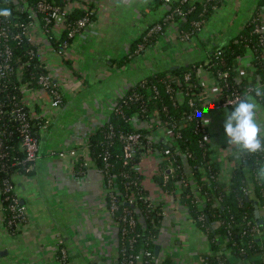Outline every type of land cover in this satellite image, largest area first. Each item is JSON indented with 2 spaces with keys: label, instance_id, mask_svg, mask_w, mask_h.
Segmentation results:
<instances>
[{
  "label": "crops",
  "instance_id": "obj_1",
  "mask_svg": "<svg viewBox=\"0 0 264 264\" xmlns=\"http://www.w3.org/2000/svg\"><path fill=\"white\" fill-rule=\"evenodd\" d=\"M257 1L224 0L199 34L187 42L175 39L178 26L173 23L165 31L169 41L158 38L139 56L121 65L133 43L167 13L168 6L153 0H66L65 7L71 12L89 6L94 17L64 57L54 54L46 34L41 35L42 60L63 100L59 109L51 110V99L43 90L24 91L23 102L30 116L51 113L50 123L40 132L34 173L12 177L14 192L28 214L21 233L10 235L6 231L0 198V264H56L60 241L71 264H118V228L109 216L103 178L81 148L132 85L157 69L205 59L215 45L233 36L249 20ZM63 31L64 27L58 26L51 35L58 39ZM251 58L248 54L238 61L240 72L247 73ZM198 76L205 90L203 106L208 111L204 119L209 121L205 124L211 158L220 166L221 182L227 183L237 167V152L227 144L224 133L228 111L214 110L216 86L206 72L200 71ZM258 119L264 122V109L259 105ZM136 127L148 130V123H136ZM171 140L162 129L151 135L153 143L164 147H171ZM73 149L77 150L76 157L68 154ZM50 151L66 154L49 156ZM161 160L157 149L141 160L147 193L165 203L167 210L158 238L159 257H169L174 264H205L204 258L210 254L206 235L194 225L178 199L161 197ZM82 162L83 169L78 166ZM185 174L196 192L189 167ZM258 215L264 217V208L258 210ZM261 240L264 242V237Z\"/></svg>",
  "mask_w": 264,
  "mask_h": 264
},
{
  "label": "trees",
  "instance_id": "obj_2",
  "mask_svg": "<svg viewBox=\"0 0 264 264\" xmlns=\"http://www.w3.org/2000/svg\"><path fill=\"white\" fill-rule=\"evenodd\" d=\"M50 1L61 8L66 2L65 0ZM223 1L197 0L192 7H189L181 4L179 0H173L168 12L178 9L186 13L183 17L176 16L174 19L178 32H193L194 36H197L199 31L194 29V24L200 23L202 27L205 26L222 6ZM37 2L38 0H0V10L10 11V15L6 18L23 22L29 20V9H34ZM17 5L24 8L22 13L15 11ZM261 7H264V0H258L249 20L242 23L233 36L215 45L205 59L177 67L157 69L144 76L115 103L107 121L88 136L86 147L89 158L103 178L108 211L111 197L116 200L117 209L111 216L113 222L128 214L136 224L133 232L126 236L121 235V229L126 224L117 226L118 264H144V252L155 254L162 223V217L159 215L161 205L151 210L140 199L148 193L143 185L142 175L134 170V166L140 163L139 158L135 157L124 164L122 150L125 138L131 133L140 134L143 141H150L152 149L161 152L158 185L162 192L178 199L180 204L185 206L194 225L206 235L210 254L204 258L205 264H264V242L261 240L264 237V217L256 219L254 215L256 206L257 210L264 208V183L257 179L256 174V169L263 165L264 151L254 154L239 153L240 161L237 167L231 173L228 182L222 183L220 166L211 158L207 128L196 127L203 118H196V113L203 110L200 98L202 85L198 76L202 70L200 67L212 72L216 87L223 88L224 84L227 85V90L223 88L220 101L231 92L243 94L254 84L264 85L262 57L264 45L259 43L261 39L264 40V34L254 33L257 24L255 18ZM15 15H19V18L15 19ZM82 15L83 12L74 10L69 15V21L74 22ZM0 17L4 16L0 15ZM9 31L11 35L19 32L15 28H10ZM46 36L53 47H57L63 41H71L67 38L66 30L58 39L53 38L51 32ZM139 42L140 38L133 43L129 54L136 49ZM155 42L156 35L151 36L145 47ZM7 45L11 49L9 62L12 71L5 80H0V133L4 134H0L2 142L0 155L5 154V157L0 159V183L7 177L11 180L16 174L34 173L35 167L32 171H26L24 153L19 150L21 136L18 132V123L14 116H10L6 111L18 101V106L29 114L23 104L24 91L38 89V78L47 74L43 58L37 54L35 47L15 38H11ZM217 51L221 52L220 55H216ZM248 54H252L249 69L240 81H237L238 61L245 59ZM129 58L128 55L123 57L120 61L121 65L128 63L131 60ZM20 67L21 72H19ZM187 75L189 78L185 81ZM52 83L54 89H58L57 84ZM254 89L248 95L264 109V96L256 97ZM192 99L196 101L190 106L189 101ZM231 110L229 108L227 111ZM151 115L160 120L164 131H171L173 136L178 135L176 144L171 147L155 144L147 138L149 133L147 129L136 127V123L144 124L151 120ZM189 115H192V119L185 121ZM42 124L41 117H31L29 120L30 131L38 139H40L39 127ZM186 153L189 156H186L184 161L182 154ZM104 157L106 161L103 160ZM14 162L18 164L13 166ZM78 166L83 169L84 162ZM170 167L171 172L168 171ZM186 167L192 171L196 181V192L186 177ZM164 176L167 177L166 180L163 179ZM110 179L115 183L112 188L111 185L110 187L107 185ZM130 196H133L135 201L128 205L126 200ZM254 223L261 231L260 237L250 236V225ZM131 237H133L132 242ZM157 257L160 258L159 254ZM162 264H174V262L166 257Z\"/></svg>",
  "mask_w": 264,
  "mask_h": 264
},
{
  "label": "built area",
  "instance_id": "obj_3",
  "mask_svg": "<svg viewBox=\"0 0 264 264\" xmlns=\"http://www.w3.org/2000/svg\"><path fill=\"white\" fill-rule=\"evenodd\" d=\"M66 1V0H65ZM154 2H160V4L170 6L171 2L173 0H153ZM181 4L183 5H188L189 7H192L193 4L197 0H179ZM66 3L64 6L58 7L56 6L52 1L50 0H38L36 3V6L34 9H29V20L27 21H12L9 18L6 17H0V80H5L11 73L12 68H11V63L9 62L10 57H11V49L9 48L8 41L11 38L15 39H21L25 41V43L35 47L37 54L42 56V53L44 51V46L42 44V39L41 35L42 34H47L51 32L54 28L58 26L64 27V30L67 32V38L70 39V42L63 41L60 45L57 47L53 48V53L56 54L59 57H64L68 50L69 47L74 39H77L82 32L85 30V28L90 24L94 17V10L92 7L85 6L82 7L80 6L81 12H83V15L81 18L77 19L74 22L69 21V15L71 14V11L68 10V8L65 7ZM24 8L22 6L17 5L15 8V11L17 13H22ZM169 11V9H168ZM156 23L152 25L151 28H148L146 32L140 37V42L137 44L136 49L131 53L132 56L135 55L134 57H137L140 55L141 52H143L146 47V43L148 42V39L151 36L156 35V39L162 38L166 42L169 41L170 37H168L165 33L166 28L175 23V17H183L186 13H184L182 10H173L171 12H168ZM39 14V16H38ZM15 19L19 18V15L14 16ZM255 21L257 24L255 25L254 33L256 34H264V7H261L259 11L257 12V16L255 18ZM204 27V26H203ZM202 24L200 23H195L194 24V29L197 31L202 30ZM10 28H15L19 32L15 35L10 34ZM194 36L193 32H188V33H179L175 34V39L178 40L179 42H187L190 39H192ZM260 45H264V40L261 39L259 41ZM220 51H217L216 55H220ZM32 54V52H30ZM131 54H127L129 59L132 56ZM262 57L264 58V50L262 51ZM22 67V65H21ZM21 67L19 69V72H21ZM202 69L201 71L206 72L207 75H210L214 84H215V78L212 74L211 71L207 69ZM238 77L237 81H240V78L244 76V72H238ZM189 78V75L185 77V81ZM200 84L202 85L201 80ZM53 78L50 76V74H45L42 75L38 78V85L39 89L43 90L51 99L50 107L51 110H57L60 108L63 100V95L60 91V89H54V84L52 83ZM179 82V80H177ZM260 85L259 83L254 84L252 87H248L243 94H237L234 92H231L230 94H227L224 96V100L220 101L221 95H223V88L224 90H227V85L224 84L223 88L221 87H216V103L214 104V110L219 111V110H228L229 108L233 109L235 106V103L239 99H243L245 95H248L249 92L254 89V87H257ZM216 86V85H215ZM1 90V89H0ZM205 90L202 85V92L200 93V98L202 99V105H204L205 101ZM196 101V99H192L189 101V105L193 106V103ZM117 103V102H116ZM18 101H15L11 109L9 111H6L9 113L10 116H14L15 120L18 123V132L19 135L21 136V142H20V147L19 150H21L24 153V163L27 164L26 171H32L34 167L37 164V161L39 159V149H40V144H39V139L30 131V125H29V120H30V115L28 112H24L23 108L18 106ZM24 104V102H23ZM1 107V106H0ZM204 109V106H203ZM50 115L51 113H46L43 118V124L39 127L40 132L42 130H45L46 127L50 123ZM151 120H149L148 123V136L147 138L151 139V135L157 130H163V125L161 124L160 120L156 118V116L151 115ZM192 119V115H189L186 117L185 121H189ZM204 116L201 119V122L197 124V128L203 127L207 128L206 124L203 123ZM166 132V131H165ZM170 137L172 138L171 142L173 144H176V138L178 135L173 136L172 132H166ZM1 135L2 132L0 133ZM208 141V139H207ZM151 143L150 141H143V138L140 136L138 133H131L125 138V144L123 146L122 150V155L124 159V164L132 160L133 158L137 157L140 160V163L134 166V170L141 174V160H144L147 156L152 154L154 149L150 146ZM2 146V142L0 141V147ZM83 150V154H86V156L89 157L88 149L86 147V144L84 145V148H81ZM76 151L77 150H70L68 151V154L76 157ZM262 151H260L261 153ZM263 153V152H262ZM49 156H59L63 157L66 153L65 152H54L50 151L48 152ZM186 156H189V154H182V158L185 161ZM5 157V154L0 155V159H3ZM77 158H80L79 156ZM76 158V159H77ZM237 163L240 161V156L237 154ZM104 161H106V157L103 158ZM18 163L14 162L13 166H16ZM107 166H105L106 168ZM169 172L172 171V168L170 167ZM100 174V171H98ZM142 175V174H141ZM164 180L167 179L166 176L163 178ZM115 184L114 180H108L107 185H112ZM110 187V186H109ZM170 196V195H169ZM166 195L164 192L161 191V197L164 199H168L169 197ZM2 197V210H3V220H4V226L6 228V231L10 235H17L22 232V229L24 226L27 224V210L25 206L22 204V202L19 200L18 196L14 192V184L12 182V178H4L2 179L0 183V198ZM140 199L143 201V203L146 205L147 208L149 209H154L158 205H161V210L159 212V215L163 218L166 213V208L164 206L165 203H162L159 199H153L149 194L145 196H141ZM128 205H131L134 203L135 199L133 196H130L127 200ZM117 206H116V200L111 197L110 201V208H109V216H113V213L116 211ZM112 220V218H111ZM113 222V220H112ZM126 224L125 227L121 229V235L126 236L130 233L133 232V228L136 225L134 219L128 216V214L123 215L117 222V226L120 224ZM250 223V222H249ZM250 225V224H249ZM250 236H256L260 237L261 236V231L258 227V225L251 224L250 225ZM133 237L130 238V241L132 242ZM63 243L62 241L59 242V247H58V252L56 253L55 256V262L56 264H71L69 260L68 253L64 247H62ZM143 258L145 259L144 264H162L163 259L158 258L155 256V254H152L151 252H144Z\"/></svg>",
  "mask_w": 264,
  "mask_h": 264
},
{
  "label": "clouds",
  "instance_id": "obj_4",
  "mask_svg": "<svg viewBox=\"0 0 264 264\" xmlns=\"http://www.w3.org/2000/svg\"><path fill=\"white\" fill-rule=\"evenodd\" d=\"M0 15L7 17L10 11L0 10ZM264 85H258L254 89L256 97L264 96ZM208 109L205 107L202 111L196 113V118L203 117ZM209 121L203 120V123ZM224 133L227 144L235 148L237 154H254L264 151V122L258 119V104L250 95H245L239 99L233 109L225 114ZM257 179L264 183V165L256 169Z\"/></svg>",
  "mask_w": 264,
  "mask_h": 264
},
{
  "label": "water",
  "instance_id": "obj_5",
  "mask_svg": "<svg viewBox=\"0 0 264 264\" xmlns=\"http://www.w3.org/2000/svg\"><path fill=\"white\" fill-rule=\"evenodd\" d=\"M254 215H255V218L256 219H258L259 218V215H258V210H257V206L255 207V212H254ZM259 223H261V221L259 222ZM263 223H264V221H263ZM158 252H159V248H158V246L155 248V256H157L158 255Z\"/></svg>",
  "mask_w": 264,
  "mask_h": 264
}]
</instances>
